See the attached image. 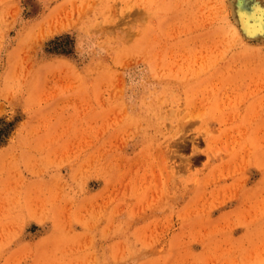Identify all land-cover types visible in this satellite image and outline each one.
I'll return each instance as SVG.
<instances>
[{
  "label": "rangeland",
  "instance_id": "1",
  "mask_svg": "<svg viewBox=\"0 0 264 264\" xmlns=\"http://www.w3.org/2000/svg\"><path fill=\"white\" fill-rule=\"evenodd\" d=\"M230 4L0 0V264H264V33Z\"/></svg>",
  "mask_w": 264,
  "mask_h": 264
},
{
  "label": "bare ground",
  "instance_id": "2",
  "mask_svg": "<svg viewBox=\"0 0 264 264\" xmlns=\"http://www.w3.org/2000/svg\"><path fill=\"white\" fill-rule=\"evenodd\" d=\"M262 1L263 0H230V5L232 6L233 11V13L230 14L235 20L237 19L234 28L235 31L239 33V36L242 35L243 37L252 40L255 34L261 32L264 33V3H262ZM240 23L241 26H238L237 24ZM242 26L245 28L243 33L240 30ZM262 40H264V37H262L260 41Z\"/></svg>",
  "mask_w": 264,
  "mask_h": 264
}]
</instances>
